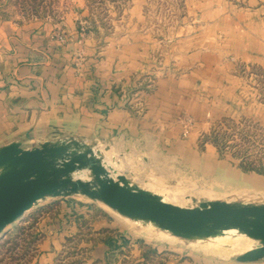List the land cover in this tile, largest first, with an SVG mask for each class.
I'll use <instances>...</instances> for the list:
<instances>
[{"label":"rangeland","instance_id":"1","mask_svg":"<svg viewBox=\"0 0 264 264\" xmlns=\"http://www.w3.org/2000/svg\"><path fill=\"white\" fill-rule=\"evenodd\" d=\"M70 10L78 11L83 32L98 36L104 52L139 46L146 60L136 84L152 91L159 77L175 78L182 79L177 85L183 90L191 82L210 115L200 121L184 115V135L194 133L185 151L138 145L120 151L109 142H79L106 159L111 174L158 189L180 207L264 205V0H0V20L58 23ZM97 203L80 194L38 201L0 234V264L257 263L237 261L259 246L253 240L252 247L226 258L203 250L208 239L237 230L186 240L103 203L111 215H89L86 210H96ZM101 220L117 221L116 227L96 230ZM119 239L123 244L107 247ZM99 243L108 249L96 251Z\"/></svg>","mask_w":264,"mask_h":264},{"label":"crops","instance_id":"2","mask_svg":"<svg viewBox=\"0 0 264 264\" xmlns=\"http://www.w3.org/2000/svg\"><path fill=\"white\" fill-rule=\"evenodd\" d=\"M77 12L70 10L58 23L0 20V148L20 143L31 149L74 139L109 142L120 151L130 145L162 153L168 147L189 149L194 133L184 135V115L196 121L210 116L191 82L183 90L177 85L182 79L175 78L159 77L152 91L136 84L140 62L146 60L139 46L104 52L98 36L83 32ZM95 206L101 214L86 212L111 215L100 202ZM115 222L96 221L95 228L114 229ZM107 247L99 243L95 249Z\"/></svg>","mask_w":264,"mask_h":264},{"label":"water","instance_id":"3","mask_svg":"<svg viewBox=\"0 0 264 264\" xmlns=\"http://www.w3.org/2000/svg\"><path fill=\"white\" fill-rule=\"evenodd\" d=\"M90 172V179L77 178ZM82 195L103 203L119 215L152 222L172 236L193 240L238 230L259 246L237 257L240 263L264 260V205L225 201L186 208L111 174L92 148L70 139L46 142L31 149L12 143L0 148V234L46 197Z\"/></svg>","mask_w":264,"mask_h":264},{"label":"bare ground","instance_id":"4","mask_svg":"<svg viewBox=\"0 0 264 264\" xmlns=\"http://www.w3.org/2000/svg\"><path fill=\"white\" fill-rule=\"evenodd\" d=\"M77 178H80V179H82V180H84V181H87V180H89L90 179V177H91V175H90V172L88 173V171H86V172H81V173H78L77 174V176H76ZM152 187V186H151ZM156 190V189H155ZM154 190V192L153 193H155L156 194V191L158 190H156L155 191ZM158 195V194H157ZM163 197V196H162ZM161 197V198H162ZM167 198H169V197H167ZM164 201H166V202H168V203H172V204H174V205H176L175 203H174V201L172 202V201H169L168 199H166L165 197H163L162 198ZM173 200V199H172ZM174 200H176V198L174 199ZM178 206V205H177ZM181 207H182V205H181ZM148 222V221H147ZM149 223V222H148ZM150 224V223H149ZM154 224V223H153ZM151 225V224H150ZM155 225V224H154ZM152 226V227H155V226ZM150 226V227H151ZM157 227V226H156ZM158 228V227H157ZM233 230V229H232ZM234 231H236V230H234ZM233 231V232H234ZM238 231V230H237ZM236 231V233L234 234L233 232H231V233H233L234 235L232 236H230V237H224V238H216V240H212L211 241V239L212 238H215V237H212L211 239H208L209 241H210V243H208V244H206L205 243V245L203 246V250H205L206 252H209V253H211V254H213V255H215V256H217V257H220V258H226V257H229V256H231L232 254H234V253H237V252H241V251H243V250H246V249H249V247L251 246V243L253 242H251V239H249L248 237H246L245 235H243V234H240V233H238ZM164 232H167V231H165L164 230ZM228 231H224V232H220L221 233V235L222 234H224V233H227ZM229 232H230V230H229ZM163 233V232H162ZM169 233V232H168ZM218 235V234H217ZM229 235V234H228ZM228 235H225V236H228ZM224 236V235H223ZM219 237V236H218ZM222 237V236H221ZM207 239V238H206ZM206 241V240H205ZM252 247V246H251ZM251 249V248H250Z\"/></svg>","mask_w":264,"mask_h":264}]
</instances>
